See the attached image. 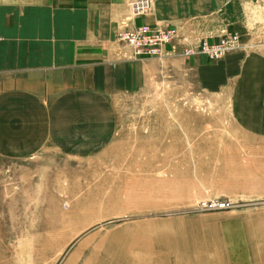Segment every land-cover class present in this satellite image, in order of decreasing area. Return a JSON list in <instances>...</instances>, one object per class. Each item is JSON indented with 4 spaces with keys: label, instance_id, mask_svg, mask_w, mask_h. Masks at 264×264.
Here are the masks:
<instances>
[{
    "label": "rangeland",
    "instance_id": "374dc122",
    "mask_svg": "<svg viewBox=\"0 0 264 264\" xmlns=\"http://www.w3.org/2000/svg\"><path fill=\"white\" fill-rule=\"evenodd\" d=\"M131 1L108 41L73 49L94 55L87 77L104 82L114 138L0 160V264H264V138L235 128L229 93L201 88L181 54L184 38L237 34L233 52L264 56V0H185V10L152 0L142 17L166 19L142 24L179 28L159 58L137 57L119 40L142 25ZM101 58L120 62L121 73L97 67ZM210 202L230 207L202 205Z\"/></svg>",
    "mask_w": 264,
    "mask_h": 264
},
{
    "label": "crops",
    "instance_id": "0c3cea01",
    "mask_svg": "<svg viewBox=\"0 0 264 264\" xmlns=\"http://www.w3.org/2000/svg\"><path fill=\"white\" fill-rule=\"evenodd\" d=\"M129 1L0 0V160H25L44 148L87 150L94 144L89 138H114L104 82L87 77L94 55L76 52V57L73 49L74 43H104L114 36ZM160 1L167 3L165 9L171 3L176 5L171 9L188 8L185 0ZM163 19L156 13L154 19L139 17L136 23L154 26ZM196 26L200 32L209 30ZM189 59L201 88L229 93L235 128L247 137L264 138V56L233 52L220 62L203 56ZM100 60L97 67L112 63L108 70L121 73L120 62ZM219 74L226 76L215 79ZM207 75L215 78L208 80ZM90 83L97 84L96 92Z\"/></svg>",
    "mask_w": 264,
    "mask_h": 264
},
{
    "label": "built area",
    "instance_id": "2783aa9c",
    "mask_svg": "<svg viewBox=\"0 0 264 264\" xmlns=\"http://www.w3.org/2000/svg\"><path fill=\"white\" fill-rule=\"evenodd\" d=\"M152 6V0H133L129 4V9L132 17L139 18L149 13ZM178 29L176 26L157 29L142 24L123 30L118 33V36L119 40L129 47L135 56L159 58L163 56V49L173 46L175 40L178 39ZM184 42L186 45L181 53L184 57L205 56L214 61L222 59L240 47L237 34H226L214 42L202 40L198 44H190L187 38H184ZM202 205L217 210L230 207L228 202H210Z\"/></svg>",
    "mask_w": 264,
    "mask_h": 264
}]
</instances>
